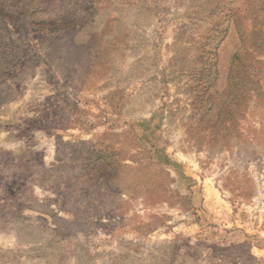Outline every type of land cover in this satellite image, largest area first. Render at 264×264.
I'll return each mask as SVG.
<instances>
[{
    "label": "rangeland",
    "instance_id": "374dc122",
    "mask_svg": "<svg viewBox=\"0 0 264 264\" xmlns=\"http://www.w3.org/2000/svg\"><path fill=\"white\" fill-rule=\"evenodd\" d=\"M153 1L0 0V264H180L193 227L146 197L171 164L237 220L264 206V0ZM68 73L98 79L83 92L105 115L83 113ZM98 119L120 129L92 165L82 132Z\"/></svg>",
    "mask_w": 264,
    "mask_h": 264
},
{
    "label": "crops",
    "instance_id": "0c3cea01",
    "mask_svg": "<svg viewBox=\"0 0 264 264\" xmlns=\"http://www.w3.org/2000/svg\"><path fill=\"white\" fill-rule=\"evenodd\" d=\"M142 3L144 6H150L154 4L153 0H133ZM106 20H115L118 17V14H109ZM102 15L99 16L101 20ZM105 19V16L102 18ZM168 24H164L165 29ZM116 30V29H115ZM114 30V31H115ZM149 46V47H148ZM145 49L151 50L153 58L156 53L159 52L160 47L152 44L151 47L148 45ZM135 58V60H138ZM78 68L74 69L75 74L77 73ZM81 78V79H80ZM98 78V77H96ZM73 84L71 85H81V93L84 90L85 85L98 84V79H93L92 81L88 77H78V81L73 77L67 74L65 77V82L70 84V80ZM90 80V81H89ZM82 103H85L83 108V113H87L91 116H97V118L105 115L104 110L99 107L101 101H105L103 95L95 96L88 99L83 92L82 94ZM73 115H79L80 109H73ZM114 115H119L120 111H113ZM97 123L89 125V127L83 128V138L84 142H88L90 146L87 149L86 157L88 159V164L97 163L102 164V158L105 151V146L100 142L101 134L106 131H115V129H120L117 126H106L103 124L100 119L97 120ZM129 135L131 130H129ZM51 148H54L56 154L58 152L56 138L52 137ZM137 152L135 148V153ZM55 154V157H56ZM58 158V157H57ZM121 164L132 165L131 160L119 161ZM135 164V163H133ZM93 165V164H92ZM178 165L174 166L173 164L169 165V168L164 169L166 173L164 174V183L162 184L163 194H158L155 198L153 193L151 196H146L147 199H153L154 202L164 206H176L182 213V218L185 224L182 226L189 229L193 227L196 231L201 230L204 227H208L217 231L211 236L203 237L200 235H185V239L188 241L189 248L188 250H196L194 254H188L185 250L178 252L177 257L181 260L180 264H184L187 261L191 263L188 264H264V206L261 203L258 206V210H250V213H246L247 221H240L235 218L232 214L233 210L231 203L226 201L224 202L215 188H211L209 184H204L205 181L200 174L197 173V170L194 166ZM85 175H91V172L85 173ZM260 177L264 180V166L260 171ZM90 178V177H89ZM69 180L75 181V178L70 177ZM77 179V178H76ZM103 178H98L99 182ZM137 182V177L134 178ZM147 192L153 187L154 178L149 177L143 180ZM264 190V189H263ZM130 198L132 197L131 194ZM259 196H264V191L260 190ZM251 218V219H250ZM193 220V221H192ZM250 221V222H249ZM227 229L223 234H221L222 229ZM231 230L230 233L227 234ZM185 230V229H184ZM190 230V229H189ZM197 234H199L197 232ZM223 235V236H220ZM134 263L136 260H132ZM148 262V261H147ZM132 263V264H134ZM138 264V263H135ZM139 264H148V263H139ZM150 264V262H149Z\"/></svg>",
    "mask_w": 264,
    "mask_h": 264
}]
</instances>
